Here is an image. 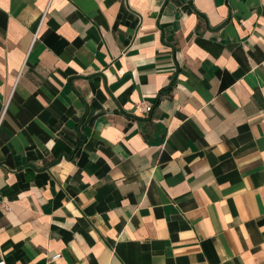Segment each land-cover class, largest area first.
Segmentation results:
<instances>
[{"label":"crops","instance_id":"crops-1","mask_svg":"<svg viewBox=\"0 0 264 264\" xmlns=\"http://www.w3.org/2000/svg\"><path fill=\"white\" fill-rule=\"evenodd\" d=\"M1 261L264 264V0H0Z\"/></svg>","mask_w":264,"mask_h":264},{"label":"built area","instance_id":"built-area-1","mask_svg":"<svg viewBox=\"0 0 264 264\" xmlns=\"http://www.w3.org/2000/svg\"><path fill=\"white\" fill-rule=\"evenodd\" d=\"M46 14H47V13L44 14V17L46 16ZM139 107H140L141 112L144 113L145 116H146V115H149V114L151 113L152 109H153V105L150 104V103L147 102V101H142V102H140ZM3 207H5V209H7L8 211L10 210V208H6L5 205H3ZM61 257H62L61 254H57V256L54 257L52 260H53V261H57V260L60 259ZM0 264H5V262H4V261H1Z\"/></svg>","mask_w":264,"mask_h":264}]
</instances>
